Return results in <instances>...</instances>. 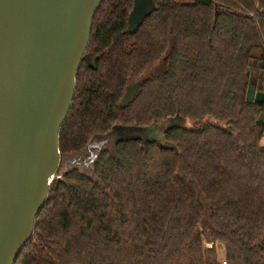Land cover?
<instances>
[{"label": "trees", "instance_id": "trees-1", "mask_svg": "<svg viewBox=\"0 0 264 264\" xmlns=\"http://www.w3.org/2000/svg\"><path fill=\"white\" fill-rule=\"evenodd\" d=\"M134 10L143 21L130 33ZM254 72L264 0H104L60 134L62 176L16 264H264ZM175 119L191 126L165 129V144L114 134ZM95 147L90 173L66 167Z\"/></svg>", "mask_w": 264, "mask_h": 264}, {"label": "water", "instance_id": "water-1", "mask_svg": "<svg viewBox=\"0 0 264 264\" xmlns=\"http://www.w3.org/2000/svg\"><path fill=\"white\" fill-rule=\"evenodd\" d=\"M103 2L0 0V264L17 263L52 183L62 176L60 134ZM137 4L144 12L150 9L148 2ZM131 16L130 33L141 25L143 13L134 10ZM139 87L127 90L123 108ZM246 99L263 103L264 92L250 81ZM177 120L167 129L179 126ZM259 120L264 123V114ZM120 132L114 130L117 139L144 135L141 129Z\"/></svg>", "mask_w": 264, "mask_h": 264}, {"label": "rangeland", "instance_id": "rangeland-1", "mask_svg": "<svg viewBox=\"0 0 264 264\" xmlns=\"http://www.w3.org/2000/svg\"><path fill=\"white\" fill-rule=\"evenodd\" d=\"M177 1H189V0H177ZM260 75H262V76H259V74L254 72V74H253V82L256 84L257 91L264 92V74L261 73ZM170 123H171V121L163 124L161 127L157 128V129L151 130V131L141 129V130H144V135H142L141 137L143 139L156 140V141L160 142L161 144H165L164 130L167 129V126ZM176 124L179 125V126H187V127L191 126L190 122L182 121V120H177ZM132 130L133 129H131V128H127V129H125L124 131H121V132H122V135H129V134H131ZM113 142H114V138L111 137L109 139V141L107 142V144H105V146L106 145H112ZM260 143H261L262 146H264V134H263V136L261 138ZM98 148L99 147H95V148L92 149V152L85 153V155L82 156L83 158H81V156L74 157L73 159H71V162L73 164H75V166L79 170H81L82 172L90 173L91 172V168H92V161H89V160L87 161V159L90 158V156L92 154L95 156V154H97V149ZM64 162H65V160L63 161V163ZM61 167L62 166H60L59 172H60V170L62 171V169H63V168L61 169Z\"/></svg>", "mask_w": 264, "mask_h": 264}, {"label": "flooded vegetation", "instance_id": "flooded-vegetation-1", "mask_svg": "<svg viewBox=\"0 0 264 264\" xmlns=\"http://www.w3.org/2000/svg\"><path fill=\"white\" fill-rule=\"evenodd\" d=\"M120 136H122V132H120ZM91 157H92V156H91ZM86 159H87V158H86ZM88 160H90V158H88L87 161H88ZM61 163H62V164H61V166H62V165H63V162H61ZM71 164H72V163H70V162H69V163H65L66 167H71Z\"/></svg>", "mask_w": 264, "mask_h": 264}, {"label": "built area", "instance_id": "built-area-1", "mask_svg": "<svg viewBox=\"0 0 264 264\" xmlns=\"http://www.w3.org/2000/svg\"><path fill=\"white\" fill-rule=\"evenodd\" d=\"M208 246H209V247H212V245H208ZM223 264H227V262H226V261H224V262H223Z\"/></svg>", "mask_w": 264, "mask_h": 264}]
</instances>
